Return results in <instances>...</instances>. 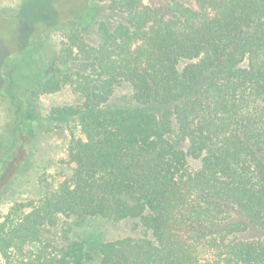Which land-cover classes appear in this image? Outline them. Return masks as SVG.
<instances>
[{
	"label": "trees",
	"instance_id": "trees-1",
	"mask_svg": "<svg viewBox=\"0 0 264 264\" xmlns=\"http://www.w3.org/2000/svg\"><path fill=\"white\" fill-rule=\"evenodd\" d=\"M96 1L121 21L99 22L89 44L90 0L59 17L58 68L45 72L33 50L42 23L0 55L4 69L28 51L0 72L16 129L0 194L27 157V104L65 86L79 96L49 110L78 129L69 175L0 212V264H264V0ZM123 85L128 98L112 104ZM84 218L144 234L86 247L70 223Z\"/></svg>",
	"mask_w": 264,
	"mask_h": 264
},
{
	"label": "rangeland",
	"instance_id": "rangeland-1",
	"mask_svg": "<svg viewBox=\"0 0 264 264\" xmlns=\"http://www.w3.org/2000/svg\"><path fill=\"white\" fill-rule=\"evenodd\" d=\"M169 1L143 0L145 4L153 6ZM57 2L58 0H1L0 14L16 15V19L7 22L0 16V55L5 56L11 52L9 43L16 32L24 30L29 35V32L34 30V26L42 23L38 31L42 33V39L40 45L33 50H37L45 72L58 68L59 62L54 57L60 54L63 48L64 31L59 29L60 22L57 19L68 14L72 9L87 4L88 0H61L62 3L59 2L60 5L56 6ZM90 2V19L88 23L80 26L81 35L89 44H97L96 28L99 22L106 21L114 26L122 17L109 12L108 1L90 0ZM31 26L32 30H30ZM27 52L16 55L7 66L4 65L6 66L4 69H0V72L10 74L9 65L11 69L13 66L18 69L24 58L28 57ZM129 94V88L123 85L114 95L112 104L124 102ZM78 102L79 96L70 87L65 86L57 93L42 95L38 100L27 104L19 121H29L33 126L30 132H26L29 137L28 153L24 163L0 194L1 213H5L15 204L38 199L47 187H53L69 175V169L64 164L66 149L72 136L77 135L78 129L71 121L49 117V110L52 107L74 105ZM13 109L10 101L0 96V159L11 150L15 140ZM70 223L73 228L72 238L82 241L86 247L122 237H141L144 234L133 221L112 223L100 218H84Z\"/></svg>",
	"mask_w": 264,
	"mask_h": 264
}]
</instances>
